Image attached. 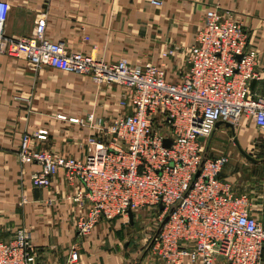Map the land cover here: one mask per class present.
Wrapping results in <instances>:
<instances>
[{"label": "built area", "instance_id": "obj_1", "mask_svg": "<svg viewBox=\"0 0 264 264\" xmlns=\"http://www.w3.org/2000/svg\"><path fill=\"white\" fill-rule=\"evenodd\" d=\"M9 9L0 0V53L25 56L34 69L53 67L90 76L98 85L125 88L120 105L127 112L106 125L88 117L100 130L87 138L82 157L34 147V139H46L47 130L22 138L21 159L41 166L32 175L33 185L49 189L63 170L73 189L69 198L86 207L76 222L78 233L130 210L144 212L156 221L148 249L169 264H264V211L255 207H263L264 194L254 199L249 192H237L222 178L229 156L207 153L219 121L236 128L246 119L264 135V94L252 89L253 82L264 80V66L244 25L228 10H207L187 53L188 70L172 81L164 64L136 66L125 58L108 62L68 50L46 37L45 15L30 36L7 35ZM167 138L170 146L164 144ZM32 254L24 228L11 240H0V264H32ZM78 258L74 246L69 262Z\"/></svg>", "mask_w": 264, "mask_h": 264}, {"label": "crops", "instance_id": "obj_2", "mask_svg": "<svg viewBox=\"0 0 264 264\" xmlns=\"http://www.w3.org/2000/svg\"><path fill=\"white\" fill-rule=\"evenodd\" d=\"M2 1L10 5L7 35L30 36L37 20L45 15L46 37L64 43L68 50L108 62L125 58L136 66L164 64L172 81L180 80L188 70L187 53L205 13L218 7L230 11L244 25L251 44L261 51L264 66V0H160L161 6L154 5V0ZM169 50L173 52L163 57ZM252 89L264 94V80L253 82ZM124 94L120 85H98L90 76L48 66L34 69L25 56L0 53V240H11L20 228L29 231L32 264H169L153 255L148 246L136 257L144 245L135 246L140 234L133 230L150 217L144 212L133 214V219L129 214L102 219L87 233L79 234L76 222L86 214V207L69 198L73 189L64 171L57 173L49 189L36 187L32 175L41 166L20 157L23 135L40 130L48 131L47 138L34 139V147L84 156L87 138L100 130L88 117L93 115L106 125L127 112L120 105ZM239 126L243 127L242 137L252 142L257 136L250 135L251 130L262 134L246 119L236 128ZM241 160L234 156L224 167L222 178L233 183L237 192H249L256 199L255 192L264 191L263 181H243L242 173L264 163ZM255 207L264 211V205ZM74 246L79 258L70 263ZM183 264L192 263L186 260Z\"/></svg>", "mask_w": 264, "mask_h": 264}, {"label": "rangeland", "instance_id": "obj_3", "mask_svg": "<svg viewBox=\"0 0 264 264\" xmlns=\"http://www.w3.org/2000/svg\"><path fill=\"white\" fill-rule=\"evenodd\" d=\"M243 127L239 126L238 128H235L236 135L241 136L240 142L242 147L251 155H253L256 158H264V137L261 133H258V131L251 130L252 136L256 135L257 140L252 142L248 137L244 139L243 136V131L241 130ZM245 128V127H244ZM254 134V135H253ZM238 137V136H237ZM253 138V137H252ZM256 139V138H255ZM208 156H218L221 154L228 155L230 158V161L228 164L231 163V159L234 156H239L241 157V161H243L244 157L240 154V152L237 149V146L234 141V136L231 132L230 129H226L224 127H221L217 130L215 133L213 140L209 146L208 150ZM249 165V164H248ZM254 177V178H253ZM243 181L246 180H254V182H257L260 180L263 181L264 183V165H258V166H252V171L251 172H246L244 171L242 173V178ZM264 189V188H263ZM257 197H260L264 191H261L258 189V191L255 192ZM154 216V215H152ZM148 217L150 218V221L147 219H143L144 222H140L136 224V228L133 231L139 232L140 235L136 238L135 241L138 243L135 244L136 247L138 245H144L142 246L143 248L141 249L140 253L136 256L137 259L138 257L142 256V253L144 249L149 246V243L151 241L152 236L156 232V221L153 219L154 217ZM136 233V234H137ZM135 233H132V236L134 237Z\"/></svg>", "mask_w": 264, "mask_h": 264}, {"label": "water", "instance_id": "obj_4", "mask_svg": "<svg viewBox=\"0 0 264 264\" xmlns=\"http://www.w3.org/2000/svg\"><path fill=\"white\" fill-rule=\"evenodd\" d=\"M221 125H225V127H226L227 129H230V130H231V132H232V134H233V136H234V141H235V144H236V146H237L238 151L240 152V154H241V155H242L247 161H250V162H252V163H264V158H256V157H254L253 155H251L250 153H248V152L242 147V145H241V143H240V141H239V139H238V137H237V135H236V132H235V126H234L233 124H231V123H228V122L219 121V122L216 124V127H215V129H214L212 135L210 136V138H209V140H208V142H207V151L209 150V146H210V144H211V142H212V140H213V137H214L215 133L217 132V130L219 129V127H220ZM200 140L203 141L204 139H203V138H200ZM164 144H165V146H170V144H171V139H170V138L165 139ZM160 209H163V206H162V205H160ZM128 214H129L130 219H133V212H132L131 210L128 212ZM167 219H168V216H166V218H165V220L163 221L162 225L164 224V222H165ZM162 225L160 226V228L162 227ZM160 228L157 230V233L160 231Z\"/></svg>", "mask_w": 264, "mask_h": 264}]
</instances>
